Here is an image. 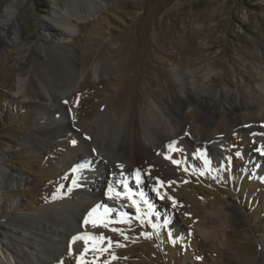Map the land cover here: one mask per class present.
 I'll return each mask as SVG.
<instances>
[{"label":"rangeland","instance_id":"rangeland-1","mask_svg":"<svg viewBox=\"0 0 264 264\" xmlns=\"http://www.w3.org/2000/svg\"><path fill=\"white\" fill-rule=\"evenodd\" d=\"M15 1L0 0V15ZM69 2L23 0L16 13L18 49L0 51V167L29 180L0 190V233L26 236L9 222L75 198L79 183L96 189L106 182L125 195L115 201L102 193L107 204L94 219L81 215L89 220L88 243L80 240L79 249L72 241L70 248L78 255L87 249L82 264H263L264 171L257 166L264 162V113L249 103L264 99V0H93L96 13L52 46L44 25L63 29L53 23L52 8L64 13ZM76 4L87 8L86 0ZM47 48L73 53L75 68L62 78L73 86L61 101L69 132L46 148L29 142L45 109L19 82L35 73L49 83L59 80L57 64L37 65L58 63ZM156 103L168 121L181 111L183 133L158 150L168 157L172 177L152 183L116 155L115 144L123 134L130 144L139 138L142 116L160 130L150 115ZM41 123L62 122L44 113ZM89 128L94 134L84 139L80 132ZM84 140L92 166L81 160L88 157ZM202 142L205 148L194 149ZM9 144L14 149L5 153ZM102 160L107 170L97 166ZM219 210L224 232L203 234L200 222ZM70 259L78 264L79 256Z\"/></svg>","mask_w":264,"mask_h":264},{"label":"bare ground","instance_id":"bare-ground-1","mask_svg":"<svg viewBox=\"0 0 264 264\" xmlns=\"http://www.w3.org/2000/svg\"><path fill=\"white\" fill-rule=\"evenodd\" d=\"M86 2L87 8L85 11L80 8V5L76 4V0H70L69 6L65 8L64 13L57 12L52 8L54 15L52 19L53 23L63 29L57 30L56 27L51 25H44V31L47 34V37L45 38L48 43L55 47L59 46V40L70 38L72 31L71 28L76 26L75 23L87 20L96 13V6H92L93 0H86ZM22 3L23 0H16L8 5L0 15V51L3 48L8 49L9 47L12 49H18L17 40L19 39L20 33L18 24L16 23V13ZM47 49L48 54L53 58H56L58 63L52 62L53 64H51V66L39 63L37 65L52 67L54 64H57L59 68V71L57 72L59 80L57 79V82L55 83H49L48 80H46V76L39 77L40 73H35L29 80H27L26 84L19 82V90H24V92L27 93L29 89H31V93L34 95L38 106L45 109L44 113L51 115L54 114L62 122L61 126L52 124L47 127L45 123H41L44 113H39L40 115L37 117L34 124L36 135H32L29 142L36 147L46 148L50 146L49 142L59 140L69 132L68 113L61 109V101L65 100V96L72 92L73 86H70V79L68 80L70 83L67 86H64L65 82L62 78L65 75V72H73L75 68V55L73 53L67 51L60 53L54 49ZM100 70L99 66V69H95V72H101ZM204 80H208V75L204 77ZM262 91L264 92V88ZM220 94L224 95L223 88H220ZM213 97L215 98L216 94ZM263 102L264 99L260 97L257 104H249L252 107L251 109L262 111L264 113ZM206 107L211 109L209 106ZM161 110L156 103V106L152 109L150 114L156 121L157 127L161 124L160 130L159 128L156 129L155 127H151L148 116H142L139 119V138L134 139L130 144L128 137L123 134L120 137L119 142L115 144L116 155L130 164L135 170H142L152 183L167 181L172 177L173 169L169 165L170 162L165 159L166 157L161 154L162 152H158V150L162 149V147L165 146L166 143H169L172 138H181V133H183V130H181L180 127V119L178 118L181 111H173V119L172 121H168L167 114ZM40 130L42 131L41 133ZM89 130H91V128L84 131L81 130L80 133L84 139L88 136V133L91 135L94 134V131L90 132ZM209 135L213 134L210 133ZM54 137L56 138L54 139ZM209 139L210 142L212 139H216L213 142L214 145L217 146L216 149L222 148L221 141L217 138L210 137ZM201 141H205V139H202ZM86 142L87 141L84 140V144H86ZM90 146L91 145L86 144L84 148L89 152ZM205 146L206 145L203 144V142L202 145H193L194 149H199L200 147L202 149L205 148ZM7 148L8 150L7 152L5 151V153L12 152L14 146L9 144ZM216 149H212V152L214 153L213 155H219V161H221L224 158V155L219 151L220 149L217 151ZM152 150L154 151V154L152 153ZM88 152L82 154L88 157L81 156V160L92 166L95 164L94 154ZM5 153L3 154L5 155ZM100 164H103V169L105 170L109 168L108 163L105 165L103 160L101 163H97V166L100 167ZM257 171H264V162L257 166ZM83 176L84 177L82 178L84 180L88 179L85 175ZM108 179L107 181L110 180ZM20 184L27 186L29 185V180L23 177H15L6 169L0 167V190L5 187L8 188ZM109 188L112 189L111 193L109 192ZM102 193L107 197H113L115 201L120 197L124 198L125 195V192L123 194L121 191H118L117 187H109L106 182L105 185L100 184L96 189H92L90 186L88 187L87 183L84 181V183H79L76 189L72 192V195L75 196V198H68L57 204L39 209L34 215L20 217L28 218L25 221L18 217L12 219L9 224H13L15 228L21 229V231L27 235L22 236L19 231L18 234L13 235V238H11L5 235V233H0V264H53V262L60 263L61 259H63L62 264H68L69 261H71L70 257L79 256V261L80 258H85L86 253L84 250L81 251L83 253L82 255H78L77 251L72 252L70 255L67 246L70 248V243L73 241L72 238L75 236H83L88 240L86 237L88 234L86 232L89 231L90 225L85 224V216L81 215H83V213L85 215V211L89 213L91 212L93 213L91 219H94L95 211L107 204V198H105ZM116 193H120L121 195L118 197ZM69 207H73L70 212V217L68 216ZM223 214H225L223 210H219L205 217L200 222V230L202 233L208 234L211 233V231L218 232V230L223 233L224 224L226 225V217ZM2 215L3 208L0 205V220ZM73 247L81 249L82 244H80V240H78L77 243H73Z\"/></svg>","mask_w":264,"mask_h":264},{"label":"snow or ice","instance_id":"snow-or-ice-1","mask_svg":"<svg viewBox=\"0 0 264 264\" xmlns=\"http://www.w3.org/2000/svg\"><path fill=\"white\" fill-rule=\"evenodd\" d=\"M169 148L171 149L172 148V145H169ZM262 154H264V152H262ZM237 155H239V153L237 154ZM166 158H168V157H166ZM174 164H178L179 162L178 161H175V160H173L172 161ZM139 176V174H137V177ZM126 187V186H125ZM111 191H112V189L111 188H109V192L111 193ZM158 195H159V193H157ZM116 195L119 197L121 194L120 193H116ZM129 199H131V197L129 196ZM133 203H135V202H133ZM173 204L175 205V201H173ZM151 207V206H150ZM139 213H140V209L139 208H137V218H139ZM93 215V213H89V217H91ZM112 222H117V221H112ZM119 222H123V221H119ZM87 223H89V220L88 219H85V224H87ZM165 223H167V221H165ZM93 226L95 227V226H97L96 225V222H94L93 221ZM113 231H116L115 229H113ZM73 239V243H75L77 240H84V242H85V244H87L88 243V240L85 238V237H83V236H75V237H73L72 238ZM101 240L102 239H104L103 237H101L100 238ZM109 243H111V241H109ZM85 251H87V249H85ZM69 254L71 255L72 254V250H71V248H69ZM78 264H82V262H80V261H78Z\"/></svg>","mask_w":264,"mask_h":264}]
</instances>
